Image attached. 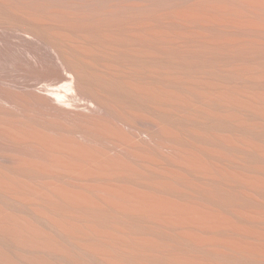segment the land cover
<instances>
[{
  "label": "bare ground",
  "instance_id": "1",
  "mask_svg": "<svg viewBox=\"0 0 264 264\" xmlns=\"http://www.w3.org/2000/svg\"><path fill=\"white\" fill-rule=\"evenodd\" d=\"M0 264H264V0H0Z\"/></svg>",
  "mask_w": 264,
  "mask_h": 264
}]
</instances>
